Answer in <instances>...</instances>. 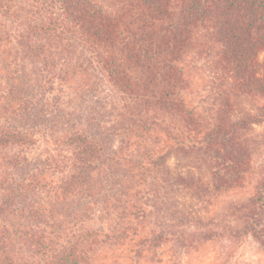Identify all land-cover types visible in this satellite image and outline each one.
<instances>
[{"label": "trees", "instance_id": "obj_1", "mask_svg": "<svg viewBox=\"0 0 264 264\" xmlns=\"http://www.w3.org/2000/svg\"><path fill=\"white\" fill-rule=\"evenodd\" d=\"M202 52L264 101V0H0V264H158L167 244L221 237L264 249V172L216 229L170 243L163 227L182 222L179 196L244 187L260 146L264 102L232 121L226 98L203 121L187 100Z\"/></svg>", "mask_w": 264, "mask_h": 264}, {"label": "rangeland", "instance_id": "obj_2", "mask_svg": "<svg viewBox=\"0 0 264 264\" xmlns=\"http://www.w3.org/2000/svg\"><path fill=\"white\" fill-rule=\"evenodd\" d=\"M208 52L212 55L211 51ZM198 54L193 58L190 57L184 64L189 68L192 78L185 95L187 100L195 105L197 114L205 119L203 121L210 119L211 116L215 115V112L220 111L219 106H223L226 98L228 107L231 109L232 121L242 119L247 114L259 115L261 113L260 106L264 102L262 98L233 94V91H230L231 80L229 78L218 79L209 66L208 57L203 52ZM247 136L250 139L252 137L257 144L260 143V146L253 153L254 167L252 172L248 174L244 187L221 197V202L216 203L215 200L209 205H205V202H197L191 205L186 195L179 196L183 203L181 206V212L184 214L182 222L178 225L163 226L172 233L171 235L168 234L169 237H172V240L168 239L170 243L175 242L176 235L173 232L177 229L195 230L196 233L216 229L221 225L219 218L225 210L221 205L223 202L236 200L243 202L253 193L257 178L264 172V167L260 166L263 165L264 160V120L253 124L247 131ZM191 210L195 213L194 221L188 217ZM167 245L168 247H165L160 254L161 261L158 264H264V249L252 237L238 239L221 237L219 239L201 240L194 248L188 249L177 246L175 243L172 244L173 246ZM150 258L151 256L148 255L143 257L141 261L143 264H153L150 262L152 261Z\"/></svg>", "mask_w": 264, "mask_h": 264}]
</instances>
